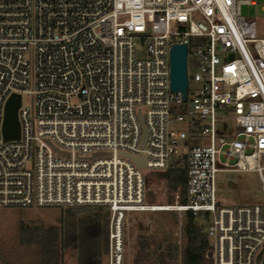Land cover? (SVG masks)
I'll use <instances>...</instances> for the list:
<instances>
[{
  "label": "built area",
  "instance_id": "obj_1",
  "mask_svg": "<svg viewBox=\"0 0 264 264\" xmlns=\"http://www.w3.org/2000/svg\"><path fill=\"white\" fill-rule=\"evenodd\" d=\"M243 3L256 0H0V207L107 208L108 264H127L129 212L208 211L211 264H264V204L218 198L226 170L257 171L264 189V37ZM174 44L195 68L186 98L171 89ZM13 93L21 136L4 140ZM185 157L188 202L146 203L148 172Z\"/></svg>",
  "mask_w": 264,
  "mask_h": 264
},
{
  "label": "rangeland",
  "instance_id": "obj_2",
  "mask_svg": "<svg viewBox=\"0 0 264 264\" xmlns=\"http://www.w3.org/2000/svg\"><path fill=\"white\" fill-rule=\"evenodd\" d=\"M241 9L244 18L255 21L258 37H264V0H256L255 4L243 3ZM139 54L143 53L140 52ZM194 72L195 68L190 66L188 68L190 78ZM190 82L189 94L192 97L195 83L193 80H190ZM23 105L33 108V98L28 94H24ZM186 105L189 106V101ZM141 108L143 111L147 109L143 105ZM220 117L224 120L219 123V128L222 129L232 123L233 119L230 115ZM176 126L177 128L187 127L182 123ZM200 141V138H198L192 140V143L195 144ZM262 164L264 165V159ZM147 182L146 203L156 206H171L178 203L179 191H172L167 180L159 177L158 172H148ZM218 187V198L221 205L264 204V189L260 174L257 171H222L218 174ZM159 208L161 209L132 211L127 214V264H138L137 239L138 235L143 232L156 233L162 236L172 231L173 238L178 242L179 251L181 252L184 244V212L174 208ZM106 212V209L97 206L0 207V264H5L7 259L19 260L25 254L27 255V261H34L40 254V239L43 240V237H47L53 231V228H59L60 231L63 230L66 233L67 229L74 223L81 227L84 222L88 223L99 213L101 219H104ZM81 229H83V226ZM76 256V250L72 246L66 250L62 261L76 264ZM204 264H211V262L206 259Z\"/></svg>",
  "mask_w": 264,
  "mask_h": 264
},
{
  "label": "trees",
  "instance_id": "obj_3",
  "mask_svg": "<svg viewBox=\"0 0 264 264\" xmlns=\"http://www.w3.org/2000/svg\"><path fill=\"white\" fill-rule=\"evenodd\" d=\"M156 172H158L159 177L167 180L172 191H179V202L186 204L188 202V165L186 157L178 166ZM101 208L107 210L104 219L107 217L109 219L110 211L105 207ZM183 212L184 244L181 250L183 264H204L206 260L205 252L210 246L207 228L211 215L208 211L193 212L192 210H185ZM94 219L100 220V213ZM86 224L87 222H84L81 227L84 228ZM81 227L74 223L67 229L66 233L63 230L60 231L59 228H53V231L47 237L42 238L44 241L40 239L43 263L56 264L58 261L60 262L66 247L71 244L77 232L80 234ZM137 245L138 264H171L177 261L179 257V244L173 238L172 231L162 236L156 233L143 232L138 235ZM81 246L83 253L81 264H86L87 258L91 257L95 258L93 264H101L105 255L108 254L106 243L92 246L90 242H83Z\"/></svg>",
  "mask_w": 264,
  "mask_h": 264
},
{
  "label": "water",
  "instance_id": "obj_4",
  "mask_svg": "<svg viewBox=\"0 0 264 264\" xmlns=\"http://www.w3.org/2000/svg\"><path fill=\"white\" fill-rule=\"evenodd\" d=\"M188 78V47L187 44H174L171 49V89L172 91H181L183 97H187ZM22 103V96L19 93H13L5 105V113L2 125V134L4 140H16L21 136V124L18 111ZM143 127L142 145H146L147 131L144 126L143 117L140 116ZM194 129V127H193ZM130 157L140 167H146V155L134 156L122 153Z\"/></svg>",
  "mask_w": 264,
  "mask_h": 264
},
{
  "label": "crops",
  "instance_id": "obj_5",
  "mask_svg": "<svg viewBox=\"0 0 264 264\" xmlns=\"http://www.w3.org/2000/svg\"><path fill=\"white\" fill-rule=\"evenodd\" d=\"M108 218V217H107ZM98 219L95 220L92 218L88 223L85 225V227L80 230V234L77 232L76 236L74 237L71 244L66 247L61 261L56 264H71L70 262L62 261L64 259L65 252L68 248L72 247L76 250V264H81V255L82 253V246L81 244L83 242H90L92 246L98 244L102 245L103 243H106L109 247V219ZM90 256V255H89ZM94 257L87 258L85 261L86 264H93ZM85 260V259H84ZM5 264H44L42 260V250H40V254L34 261H27V255L25 254L24 257H21L19 260L13 261L12 259L5 260ZM73 264V263H72ZM101 264H108V254L105 255L104 260H102Z\"/></svg>",
  "mask_w": 264,
  "mask_h": 264
}]
</instances>
